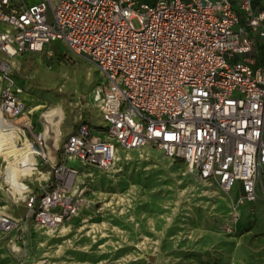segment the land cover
I'll return each mask as SVG.
<instances>
[{
	"label": "built area",
	"instance_id": "built-area-1",
	"mask_svg": "<svg viewBox=\"0 0 264 264\" xmlns=\"http://www.w3.org/2000/svg\"><path fill=\"white\" fill-rule=\"evenodd\" d=\"M133 19L140 27L135 29ZM264 44V9L254 0H0V113L17 125L23 89L14 62L60 43L102 77L93 93L100 126L79 120L63 161L108 170L120 150L154 148L206 185L254 203L264 184V67L243 59ZM34 142L46 147L44 134ZM57 164L54 165V167ZM25 205L55 228L77 217V171ZM15 222L0 216V231Z\"/></svg>",
	"mask_w": 264,
	"mask_h": 264
},
{
	"label": "rangeland",
	"instance_id": "rangeland-1",
	"mask_svg": "<svg viewBox=\"0 0 264 264\" xmlns=\"http://www.w3.org/2000/svg\"><path fill=\"white\" fill-rule=\"evenodd\" d=\"M132 25L140 27L137 19ZM259 51L256 46L243 59L264 67L256 60ZM14 66L24 104L15 123L33 145L39 174L21 179L27 187L22 194L0 184V216L15 222L13 230L0 231V264H223L237 245L249 257L264 256V184L254 203L240 205L238 184L231 192L206 185L182 161L154 148L120 150L108 170L63 161V146L79 120L100 126L92 94L102 77L60 43L25 54ZM55 108L63 120L45 135L43 115ZM37 134H44L46 147L34 142ZM61 164L77 171L67 193L83 192V206L77 217L48 228L34 221L25 199L61 185L68 173ZM5 166L0 156V169Z\"/></svg>",
	"mask_w": 264,
	"mask_h": 264
},
{
	"label": "bare ground",
	"instance_id": "bare-ground-1",
	"mask_svg": "<svg viewBox=\"0 0 264 264\" xmlns=\"http://www.w3.org/2000/svg\"><path fill=\"white\" fill-rule=\"evenodd\" d=\"M93 96V94H92ZM59 117L58 121L55 118ZM43 118L46 125L44 134L48 135L51 126L58 127L63 120L62 113L59 108L47 111ZM59 131H56V143L58 141ZM23 139L21 145L16 144L15 140ZM57 147V144H55ZM0 156L6 162V166L0 169V184L8 185L15 193L22 194L27 187L21 182V179L38 173V161L35 157V151L32 143L26 138L25 132L16 125L4 123L0 113ZM48 160L53 163L55 158L51 151L46 154ZM44 177V175L42 176Z\"/></svg>",
	"mask_w": 264,
	"mask_h": 264
},
{
	"label": "crops",
	"instance_id": "crops-1",
	"mask_svg": "<svg viewBox=\"0 0 264 264\" xmlns=\"http://www.w3.org/2000/svg\"><path fill=\"white\" fill-rule=\"evenodd\" d=\"M254 6L257 9H264V0H254ZM14 79H15V77H14ZM15 81L18 84L16 79H15ZM84 121L86 122V120H84ZM244 251H245L244 247L237 245L235 250H234L235 255L230 256L228 258L225 257L226 260H222V263L223 264H264V256L258 255L257 257H249L248 255H246L244 253Z\"/></svg>",
	"mask_w": 264,
	"mask_h": 264
},
{
	"label": "trees",
	"instance_id": "trees-1",
	"mask_svg": "<svg viewBox=\"0 0 264 264\" xmlns=\"http://www.w3.org/2000/svg\"><path fill=\"white\" fill-rule=\"evenodd\" d=\"M258 46L260 51L258 52L259 58L256 59L258 61V65H264V44L261 42H257L255 47Z\"/></svg>",
	"mask_w": 264,
	"mask_h": 264
}]
</instances>
